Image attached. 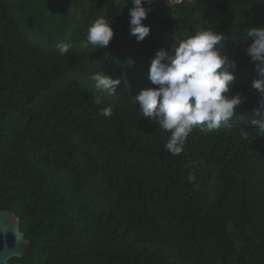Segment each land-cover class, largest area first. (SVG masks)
<instances>
[{"label": "trees", "instance_id": "obj_1", "mask_svg": "<svg viewBox=\"0 0 264 264\" xmlns=\"http://www.w3.org/2000/svg\"><path fill=\"white\" fill-rule=\"evenodd\" d=\"M132 6L0 0V211L19 218L28 241L9 262L264 264V135L239 118L264 110L246 51L248 28L264 27V0L146 3L150 33L139 42ZM100 16L114 36L95 49L86 33ZM207 28L222 35L216 47L235 76L228 95L242 103L227 124L194 129L172 155L168 133L133 97L157 87L149 69L158 50ZM59 42L71 45L65 56ZM100 71L120 81L116 95L95 88Z\"/></svg>", "mask_w": 264, "mask_h": 264}, {"label": "clouds", "instance_id": "obj_2", "mask_svg": "<svg viewBox=\"0 0 264 264\" xmlns=\"http://www.w3.org/2000/svg\"><path fill=\"white\" fill-rule=\"evenodd\" d=\"M131 2L133 6L128 13L130 32L138 42L143 41L150 33V26L142 23L151 11L150 7H145L150 0ZM180 2L167 0L169 7ZM113 36L110 20L100 16L88 26L86 41L95 49L107 48ZM221 39L220 33L207 28L186 38L175 39L170 50H158L149 69V79L157 87L143 89L133 97V103L140 104L141 116L150 118L168 133L164 148L172 155L181 154L194 129L212 132L238 115L237 106L242 103V97L239 94L228 95L234 86L235 76L225 67L227 58L216 47ZM247 39L251 40L247 54L256 62L259 73L251 87L259 94V103L264 108V27L248 28ZM56 47L65 56L71 45L59 42ZM231 67H236L235 61L231 62ZM91 79L95 81L97 90L116 95L118 79L101 71L93 74ZM95 103H101L99 97ZM112 111L111 106L101 108L105 117H110ZM239 118L245 121L246 127L256 130L255 135H264V110L254 109V116L250 119L240 112ZM243 135L247 137L246 132Z\"/></svg>", "mask_w": 264, "mask_h": 264}, {"label": "water", "instance_id": "obj_3", "mask_svg": "<svg viewBox=\"0 0 264 264\" xmlns=\"http://www.w3.org/2000/svg\"><path fill=\"white\" fill-rule=\"evenodd\" d=\"M158 1L167 3V0H150ZM27 248L28 241L20 230L19 218L11 211H0V264H11L9 260L23 256Z\"/></svg>", "mask_w": 264, "mask_h": 264}]
</instances>
